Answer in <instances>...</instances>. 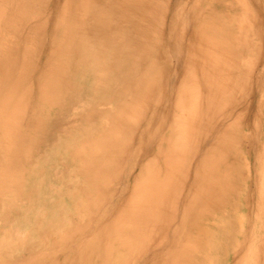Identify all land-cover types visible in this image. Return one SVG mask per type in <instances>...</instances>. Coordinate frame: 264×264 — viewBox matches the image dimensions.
I'll use <instances>...</instances> for the list:
<instances>
[{"label":"rangeland","instance_id":"obj_1","mask_svg":"<svg viewBox=\"0 0 264 264\" xmlns=\"http://www.w3.org/2000/svg\"><path fill=\"white\" fill-rule=\"evenodd\" d=\"M130 1L0 0V264H264V0ZM205 45L218 76L175 151L172 214L122 231Z\"/></svg>","mask_w":264,"mask_h":264},{"label":"bare ground","instance_id":"obj_2","mask_svg":"<svg viewBox=\"0 0 264 264\" xmlns=\"http://www.w3.org/2000/svg\"><path fill=\"white\" fill-rule=\"evenodd\" d=\"M80 1H81V3H83L82 2L83 0H79V2H77L76 6H78V7L80 6ZM131 1L133 2L134 0H131ZM122 2H123V0H122ZM122 2H121V4H119V2L117 0V4H119V6L122 5V4L125 5L126 0L124 1V3H122ZM128 2H129V0H128ZM144 2L149 3V7H153V5H151V3H150V2H152L154 4V2L152 0L150 2L145 0ZM78 3H79V5H78ZM115 3H116V1H115ZM135 3H137L136 4L137 6L139 5V1L137 2V0H135ZM135 3L132 4L133 7L136 6ZM140 3H141L140 4V6H141L143 3L142 2H140ZM146 4H145V6H146ZM124 5H122V6H124ZM122 6H120V8H122ZM123 8H125V7H123ZM138 8L140 9L141 7H138ZM148 8H147V11L149 9H150V11L155 9L154 7L152 9L151 8L148 9ZM134 9H135V7H134ZM74 11H76V9ZM120 11H121V9H120ZM160 11L156 10V12L154 14L159 12L158 13V15H159ZM153 12H154V10H153ZM119 14H122V13H117V15H119ZM144 14H145V12H144ZM143 15H141V16H143ZM151 15H153V14L151 13ZM72 17H76V15L72 16ZM81 17H82V15H81ZM156 17H157V15L152 17V18H156ZM251 17L252 16L247 17V18L243 19V21H246V22L249 21L250 22ZM143 18H144V16H143ZM143 18H141V20ZM255 19L256 18L253 19L254 22L259 20V19L258 20L257 19L255 20ZM133 20H132V22H133ZM242 22H241V24L239 23V25H240L239 28L241 30L246 31V32H249L250 30H252L251 29L252 23L250 25V23L244 22L242 24ZM120 24H118V25H120ZM125 25H127V24H125ZM125 25H122V26L125 27ZM130 25H131V23H130ZM140 26H142V25H140ZM213 27H214V24H213ZM132 28H135V27H132ZM137 28H138V26L136 27V29ZM256 28L259 29L260 27H256ZM128 29L130 30V28H128ZM139 29H141V27H139ZM139 29H137V30H139ZM132 31L134 32V30H132ZM141 31L144 32V29L143 30L141 29L140 32ZM260 31L262 32V30H260ZM147 32H150V31L148 30ZM134 33L138 34V32H136V31ZM199 34H200V32H199ZM256 34H258V32ZM133 35H135V34H133ZM146 36H147V34H146ZM138 37H139V35H138ZM148 37L149 36H147V38ZM141 38H143V37L141 36ZM150 38H153V35H151ZM198 38H199V36H198ZM140 41H141V39H140ZM150 41H152V39H150ZM212 41H214V40H212ZM209 44L212 46V49L216 48V45H214V43H209ZM198 48H197V51H198ZM200 48H201V45H200ZM203 48H205V47H203ZM203 48L200 49L198 51V53H196L197 56L194 57L195 64L200 69L199 70L200 71V76H201L200 77V81L198 79H197V81L194 80L195 84L194 85L192 84L194 86L193 89H191L190 91L187 89V91H186V93L188 92L187 99L190 100L191 108H189L187 111L184 110V107H183L184 98H180L179 97L177 99V101H179L178 102L179 109L176 108L177 109V113L174 114L173 118L171 119V122H170V125H169V129H168V131L166 130L167 132L165 134V142H163V145H161V147H160V151L162 153L161 160L159 161L160 163H156L157 159H156L155 155H152V157L147 159V161L145 162V169H144V167L142 168L143 172H144L143 173L144 176L142 177L141 180H137V182H136L137 185H135L134 189H132L133 194L132 195L129 194V195H131L130 197L128 196V198H130L129 201L125 205L122 213L119 212L120 214H118L119 217H118V219H116V220H118V224L117 225L118 226L120 224L125 225L124 228H121L122 231H128V232L133 231L134 234H140V232L142 231L141 228L145 227L146 225H148L149 222L153 223V222L157 221L158 218L161 217V219H163L162 216H164V215L167 216V213H165L166 211L165 212L163 211V215L160 216L161 215V210H164V209H162V207H164V208H166L168 210L171 209L170 216L172 214L171 212L173 210H172L171 204H174V201H175V199L173 198V194H175V190H174L173 185H175V183H176V179H175V173L176 172L175 171H177L176 168L178 167L176 162L173 163V161H174V159L176 157L175 151H176V149H178L181 146V144L183 142L182 138L185 136V131L188 129V126L189 125H193L194 127H197V125L202 121L203 115L197 109L198 102L202 99V96L200 95V87L204 86L205 89H209V87L212 88V86L214 84V80L213 79H215V83H216V81H217L216 78L218 76V72L217 71L219 70V65H218L217 59L214 61V57L216 55L215 51L214 50L212 51V49L208 50L207 46L205 48L206 51H204L205 49L203 50ZM192 51L193 50H191V54H192ZM224 77H226V76H224ZM224 77H222L221 80ZM218 79H220V78H218ZM191 80H192V78H191ZM224 80H225V78H224ZM225 82H226V80H225ZM225 82H223V84H226ZM200 83H201V85H200ZM219 83H220V81H219ZM217 85H219V84H217ZM219 86L221 88L222 84L219 85ZM182 93H184V91H182ZM205 94H206V98H207V99L204 98V99H206V102H207V104L206 103L205 104L207 105V107H211V105H209V102L212 99V97H210V95H209L210 91L207 90ZM205 118L207 120L206 128L207 127L209 128L210 126L212 127V125H213V119H212L213 118V114H211L210 109L206 112ZM210 129L211 128H209L208 130L210 131ZM206 131H207V129H206ZM167 142L169 144L170 143L171 144L170 145L168 144L165 147V144H167ZM175 165H176V168H175ZM160 166L164 169V172H161V170L159 168ZM161 174H163V175H161ZM197 178L198 177H196L195 181H194V185L196 186L195 191H194V195L192 197V200L188 202V206L189 205L192 206V204H195V202L197 203L200 200L199 199L200 198L199 193L202 195V191L206 192V190L208 189V184L210 183V182L208 183L205 180H204V182L202 180L198 181ZM200 184H201V186L198 187ZM184 210H186V207H185ZM166 219H167V217H166ZM125 221H126V224H125ZM163 221H164V219H163ZM167 221H169V219ZM159 223H161V221ZM169 223H171V222L169 221ZM164 225L165 224L163 223V226ZM146 230L148 231V229H146ZM143 232H146V231L143 230ZM160 233H161V231H160ZM162 233H164V232H162ZM152 238H154V237H152ZM146 242L148 243V241H146ZM146 242H144V243H146ZM180 251H181V253L183 252L182 250H180Z\"/></svg>","mask_w":264,"mask_h":264}]
</instances>
